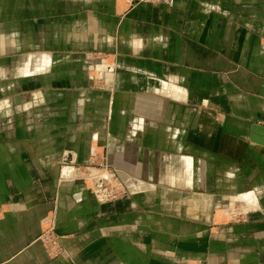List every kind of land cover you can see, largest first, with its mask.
Instances as JSON below:
<instances>
[{
  "label": "crops",
  "instance_id": "crops-1",
  "mask_svg": "<svg viewBox=\"0 0 264 264\" xmlns=\"http://www.w3.org/2000/svg\"><path fill=\"white\" fill-rule=\"evenodd\" d=\"M0 264H264V0H0Z\"/></svg>",
  "mask_w": 264,
  "mask_h": 264
},
{
  "label": "rangeland",
  "instance_id": "rangeland-1",
  "mask_svg": "<svg viewBox=\"0 0 264 264\" xmlns=\"http://www.w3.org/2000/svg\"><path fill=\"white\" fill-rule=\"evenodd\" d=\"M27 59H25L23 63L27 61ZM41 64L44 63L35 64L32 72L41 71L43 69L41 67L43 65ZM11 73L13 74L15 71L12 70ZM75 168L78 177L76 179L84 183L86 190L97 203L103 204L116 201L126 193V187L122 182L123 177L119 169L113 164H110L103 153L94 154L84 165H79ZM254 211L255 210L252 209L250 213H254ZM248 213L249 212L245 213L241 205L236 201L233 210H228L226 214L227 218L224 221L227 223H243L244 221H248L246 218ZM53 221L52 212L50 213L46 226L40 231L36 238V240L41 243L45 254L50 259H54L64 252L61 240L67 236L59 235L55 232Z\"/></svg>",
  "mask_w": 264,
  "mask_h": 264
},
{
  "label": "built area",
  "instance_id": "built-area-1",
  "mask_svg": "<svg viewBox=\"0 0 264 264\" xmlns=\"http://www.w3.org/2000/svg\"><path fill=\"white\" fill-rule=\"evenodd\" d=\"M132 2L133 1H136V2H146V1H158V0H131Z\"/></svg>",
  "mask_w": 264,
  "mask_h": 264
},
{
  "label": "water",
  "instance_id": "water-1",
  "mask_svg": "<svg viewBox=\"0 0 264 264\" xmlns=\"http://www.w3.org/2000/svg\"><path fill=\"white\" fill-rule=\"evenodd\" d=\"M136 3V1H133L132 4Z\"/></svg>",
  "mask_w": 264,
  "mask_h": 264
}]
</instances>
